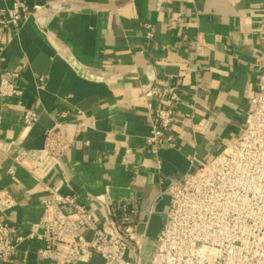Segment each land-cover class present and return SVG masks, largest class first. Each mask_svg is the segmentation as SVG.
<instances>
[{"label":"crops","instance_id":"1","mask_svg":"<svg viewBox=\"0 0 264 264\" xmlns=\"http://www.w3.org/2000/svg\"><path fill=\"white\" fill-rule=\"evenodd\" d=\"M22 1L31 8L57 0ZM70 1L76 4L70 11L53 16L35 11L16 32H0V78L19 69L23 89L21 96L0 97V139L13 142L10 155L40 148L59 113L72 120L82 111L93 126L76 136L47 184L76 197L95 218L97 200L104 198L135 210L129 223L138 218L147 224L142 252L147 263L164 220L165 188L218 153L221 141L235 138L244 125L264 59L261 0ZM9 6L0 0V8ZM100 72L121 75L106 81ZM148 75L158 83H181L171 145L148 140L146 106L169 105L138 96ZM27 109L37 115L29 127L23 123ZM11 166L0 152V190L16 200L8 220L25 233L39 220L47 195L20 168L9 173ZM152 221L160 227L150 246ZM40 246L24 241L0 264H63L40 259Z\"/></svg>","mask_w":264,"mask_h":264},{"label":"built area","instance_id":"2","mask_svg":"<svg viewBox=\"0 0 264 264\" xmlns=\"http://www.w3.org/2000/svg\"><path fill=\"white\" fill-rule=\"evenodd\" d=\"M10 6L0 8V32L12 28L15 32L22 20L35 11L54 14L70 11L76 4L57 0L27 7L22 0H8ZM180 0H156L157 5ZM191 1V0H185ZM264 30V0H261ZM83 5V4H81ZM258 90L251 98L240 133L221 141V149L192 172L184 173L163 191L167 197L164 220L155 235L147 263L142 260L146 240V222L138 218L129 223L135 210L107 198L97 200V218L71 195L50 187L47 179L61 167L63 156L71 149L76 136L93 126L82 111L68 119L66 112L58 114L44 133L42 147L24 149L10 155L14 145L0 139V152L9 156L12 166L20 168L36 185H42L46 197L39 220L25 233L9 223L8 212L16 205L12 194L0 190V261L11 259L18 246L28 240L41 243L40 259H58L63 264H87L97 257L101 264H264V59L260 62ZM100 72L102 80L118 79ZM19 69L5 71L0 78V97L21 96L17 84ZM181 83L166 80L158 83L148 75L138 96L165 100L169 105H147L149 142L155 146L171 145L170 126L175 107L181 102ZM37 119L33 110L23 114V123L31 126ZM202 129L205 124L200 125ZM200 128V130H202Z\"/></svg>","mask_w":264,"mask_h":264},{"label":"rangeland","instance_id":"3","mask_svg":"<svg viewBox=\"0 0 264 264\" xmlns=\"http://www.w3.org/2000/svg\"><path fill=\"white\" fill-rule=\"evenodd\" d=\"M160 227V221H152V224H151V229L150 231L148 232V244L151 246L152 243H153V235L155 234V232L157 231V229Z\"/></svg>","mask_w":264,"mask_h":264}]
</instances>
